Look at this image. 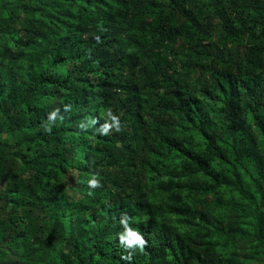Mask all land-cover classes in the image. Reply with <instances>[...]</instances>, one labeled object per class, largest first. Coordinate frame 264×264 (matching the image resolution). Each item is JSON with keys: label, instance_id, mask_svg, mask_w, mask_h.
Wrapping results in <instances>:
<instances>
[{"label": "trees", "instance_id": "1", "mask_svg": "<svg viewBox=\"0 0 264 264\" xmlns=\"http://www.w3.org/2000/svg\"><path fill=\"white\" fill-rule=\"evenodd\" d=\"M261 258L264 0H0V264Z\"/></svg>", "mask_w": 264, "mask_h": 264}, {"label": "clouds", "instance_id": "2", "mask_svg": "<svg viewBox=\"0 0 264 264\" xmlns=\"http://www.w3.org/2000/svg\"><path fill=\"white\" fill-rule=\"evenodd\" d=\"M65 110L67 111V108H65ZM58 111L59 110H56L49 114L48 116L49 123L48 125H46V131L51 132L52 130L51 125L55 124ZM108 116L110 117L111 122L110 123L105 122L103 125L100 126L98 131L101 135H108L110 130H112L113 128L116 131L121 130L119 118L113 115L111 111H109ZM95 123L96 121L92 120L90 121L88 125L81 123L79 127L81 129H84L90 126L91 124H95ZM87 183L90 189H95V188L102 186L96 175H93L91 179L88 180ZM130 219L131 218L128 217L126 214H122L121 219H120V224L123 225L124 232L119 235V243L126 246L127 248L138 247L141 251H143L148 241L145 239L143 235H141L139 231L134 230L133 228L129 226Z\"/></svg>", "mask_w": 264, "mask_h": 264}, {"label": "rangeland", "instance_id": "3", "mask_svg": "<svg viewBox=\"0 0 264 264\" xmlns=\"http://www.w3.org/2000/svg\"><path fill=\"white\" fill-rule=\"evenodd\" d=\"M240 248H241V252H242V254H245L246 252H245V246H244V243L243 242H240ZM10 262V261H9ZM258 263L259 264H264V259L263 258H261L260 259V261H258Z\"/></svg>", "mask_w": 264, "mask_h": 264}]
</instances>
